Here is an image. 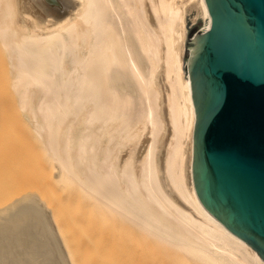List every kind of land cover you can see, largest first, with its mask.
Wrapping results in <instances>:
<instances>
[{
  "label": "bare ground",
  "instance_id": "obj_1",
  "mask_svg": "<svg viewBox=\"0 0 264 264\" xmlns=\"http://www.w3.org/2000/svg\"><path fill=\"white\" fill-rule=\"evenodd\" d=\"M210 19L206 0H0V112L35 118L26 142L0 121V157H24L27 143L59 169L1 200L0 264H81L68 235L104 242L116 227L154 239L165 264H264L195 187L184 58L189 28ZM55 178L95 204V225L66 228L42 197Z\"/></svg>",
  "mask_w": 264,
  "mask_h": 264
},
{
  "label": "water",
  "instance_id": "obj_2",
  "mask_svg": "<svg viewBox=\"0 0 264 264\" xmlns=\"http://www.w3.org/2000/svg\"><path fill=\"white\" fill-rule=\"evenodd\" d=\"M189 28L193 175L204 206L264 259V0H206Z\"/></svg>",
  "mask_w": 264,
  "mask_h": 264
},
{
  "label": "rangeland",
  "instance_id": "obj_3",
  "mask_svg": "<svg viewBox=\"0 0 264 264\" xmlns=\"http://www.w3.org/2000/svg\"><path fill=\"white\" fill-rule=\"evenodd\" d=\"M186 61L187 60L184 58L185 72L187 71ZM0 72H1L0 76L2 78L5 77L1 64H0ZM162 77L159 76V80L161 82L160 83L161 92L165 93L164 89L166 88V86L164 85L163 82L164 80ZM162 93L161 96L163 97L164 94ZM3 100H4V96L2 101ZM21 112L22 113L19 112L20 115L18 114L15 115L11 110H7V108L3 110L1 109L0 121L4 123V125H9L8 127H11L16 132H18L19 133L18 138L19 139L22 138L25 141V137L29 136V133L31 136V134L35 132L34 131L35 118L29 112H24L22 110ZM21 119H23L24 122L21 121ZM24 124H26V126ZM26 129L27 132L25 133ZM29 129L30 131H28ZM163 133L166 135L167 131L164 130ZM25 134H27V136H25ZM160 143H161L160 148H162L163 141H161ZM25 145L26 148L24 149V153H25L24 157H0V193H1L0 204H1V200H2V204L5 203L4 200L6 201V203L10 202L11 194H9V192L10 193L14 192L12 193L13 194L12 199H13V196L15 194L20 196L23 190L24 192L26 191V189L28 190L27 188L28 185H29V189H31L30 188L31 183L28 184L26 182L27 180L32 181L35 177L40 176L41 173L47 172L49 176L50 175L53 176L54 174H57L59 172V169L53 160L48 161L46 157H32L34 153L32 146L28 145L27 143ZM11 175H13L14 177L13 176L10 177ZM31 175H33L34 178L31 177ZM27 176H29V178ZM25 177L27 178V180H25L26 179ZM30 178L33 179L31 180ZM55 182L57 183L56 185L54 184V186L56 187H53L51 185V187H48L46 191V193L48 192L47 193L48 197L46 195H43L42 197L46 199V204L50 208H52L55 211L57 208L60 211V213L64 212L63 214H65L66 217L62 220L66 228H68L70 224L69 222L71 221L72 222L74 221L73 223H75L76 225L83 224L84 226L86 227L88 226L89 228L95 225L96 222L95 219L96 217L94 215L95 204H93L91 200L87 199L89 197L86 196L84 192H82L80 189L76 187L71 188L70 186L68 188L67 186L69 184H66L62 178L60 179L55 178ZM25 184H27L26 187ZM16 186H18L17 187L18 189L21 187L22 192L19 189L21 193L17 191ZM1 187L3 190L1 189ZM52 190H54V192ZM7 194H9L8 196L10 200L8 199ZM15 198H18V196L15 195ZM69 216L72 219L74 216L75 220L74 219L72 220ZM76 230L79 231L80 229H76ZM116 231L119 234V236H117L114 239L107 238L105 239L104 242L101 241L103 239V238L100 239L101 237L100 238L98 237L99 239L98 240L97 237H95L94 235L91 234L79 235L77 233L75 234V231L72 232L70 231L71 234L68 235V237L70 244H72L75 247V252L79 254L77 256H79L81 264H165L168 260L174 259L171 257H170L171 259H169L167 253L163 250V248L160 245H157L154 242L155 241L154 239L151 241L145 237L142 238L139 236H138L139 238L136 236L135 238H133L134 236L133 237L127 236L126 238V236L124 235V233H126L125 230L121 231L118 227H116ZM122 235L123 238L121 237Z\"/></svg>",
  "mask_w": 264,
  "mask_h": 264
}]
</instances>
